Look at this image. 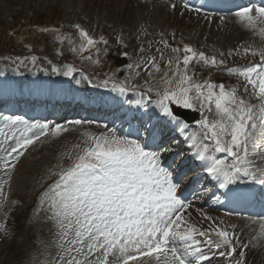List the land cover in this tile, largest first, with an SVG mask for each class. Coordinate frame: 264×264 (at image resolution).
Listing matches in <instances>:
<instances>
[{"label": "snow or ice", "instance_id": "snow-or-ice-1", "mask_svg": "<svg viewBox=\"0 0 264 264\" xmlns=\"http://www.w3.org/2000/svg\"><path fill=\"white\" fill-rule=\"evenodd\" d=\"M171 7L175 9L177 4ZM183 7L201 12L188 2ZM225 17L264 39V0L237 4L220 19L224 21ZM74 27L78 41L61 34L57 37L60 45L66 43L71 53L99 64L98 45H107L108 41L93 38L79 24ZM165 48L179 55L165 60L164 52L157 49L159 59L151 56L127 64L129 76L124 80L107 76L94 86L110 88L121 96L139 90L136 104L144 108L154 105L183 136L214 188L239 197L242 194L237 188L241 184L264 186V46L237 47L218 56L187 44L181 48L165 43ZM57 54L62 52L58 50ZM226 56H251L254 60L229 67ZM25 59L35 67L41 58L32 55ZM20 64L24 65V60ZM196 66L236 76L243 80V87L199 79ZM51 71L74 78L80 70L69 63L62 68L53 66ZM142 73H146L144 84L134 83ZM82 80L93 84L87 75H82ZM179 110L196 112L200 118L190 123ZM66 123L79 126L94 121L75 119ZM69 130L61 123L0 115V173L8 178L0 182V198L11 180L10 173L30 147L42 137L59 136ZM84 135L87 138L81 154L69 167L53 173L58 178L42 193V208L56 227L58 251L52 264H213L218 257L225 258L227 264H245V250L252 251V242H242L235 226L229 230L196 208L200 194L189 198L191 185L182 190L186 173L171 162L165 163L164 154L172 148L161 146L154 131L147 132V140L139 130L133 139L132 133L118 135L115 128L108 129L107 134ZM212 195L215 202L220 201L215 191ZM3 203L0 199V210ZM189 209L201 213L208 226L194 223ZM249 219L253 224L259 221L264 236V214ZM0 231H7L4 224H0Z\"/></svg>", "mask_w": 264, "mask_h": 264}, {"label": "rangeland", "instance_id": "rangeland-1", "mask_svg": "<svg viewBox=\"0 0 264 264\" xmlns=\"http://www.w3.org/2000/svg\"><path fill=\"white\" fill-rule=\"evenodd\" d=\"M151 0H0V41H3L6 34L9 32L20 33L21 36H25L22 39L31 40L30 43L25 44L24 49L31 50H44L51 48L54 51L55 60L58 62L64 57H78V55L68 51V46L60 45L57 37L61 34L69 35L73 39L78 41V31L75 29V25L79 24L82 28L89 32V34L99 40L103 37L108 41L107 45L102 42L99 44L100 52L98 58L99 64L92 61L79 60L80 65L83 66L86 71H94L100 69L106 64V60L112 56L114 58H125V64L116 66L113 70L112 77L120 76V80H124L129 76L127 70V64L146 60L151 56H156L159 59L160 53L157 49L164 52L165 60L171 56L179 55L171 52V49H163L161 44L162 41L169 43L171 47L173 39H177L183 45L187 44L194 48L205 51L209 55H219V52H227L230 49H235L242 46L262 47L264 46V39L254 35L252 32L245 30V34L238 36L236 40H233L232 33L233 27L237 24L232 22H218L219 18L216 19L217 23H207L206 27L200 25L197 16L194 12L184 9L182 1L178 0L177 7L180 10L172 9L171 5L162 6L160 0L157 1L159 7H154ZM234 2V0H233ZM164 8V10H163ZM154 12V15L152 14ZM31 18L40 19V27H46L49 31H39L36 37H41V45L39 40H35V37H31L30 33H25V28L20 27L18 24H29ZM44 18V19H43ZM58 20V23L62 22V25L58 29L57 25L53 23V20ZM131 21L134 22L132 26L129 25ZM214 22V21H213ZM57 23V24H58ZM226 24L225 26L222 24ZM15 24L17 27L15 28ZM212 24V25H211ZM56 25V26H55ZM132 27V29H131ZM241 27V26H240ZM242 28V27H241ZM133 30V31H132ZM134 31H136L134 33ZM140 31L139 35L135 38L134 36ZM123 35V41L118 38V35ZM21 38V37H19ZM22 45H15V49L21 51ZM178 47H181L178 45ZM182 48V47H181ZM2 49V48H1ZM58 50L62 54H57ZM127 53V56L124 55ZM96 57H94L95 59ZM226 63L229 67L246 65L249 61L254 60L251 56L246 58L232 56L225 57ZM115 61V60H114ZM161 66H164V62L161 61ZM4 71L0 74L10 73L14 75L13 69H9V66L4 67ZM213 69L212 67H208ZM4 78L3 83L5 84L6 91L10 89L12 77ZM33 72H29L22 76L26 80L32 78ZM42 79L44 78L41 76ZM146 73L138 78H135L134 83L143 85ZM77 79H81L85 85L86 82L82 80V74L76 73L74 78L67 80L74 85ZM25 80V81H26ZM234 83H228V85L237 86L242 89L243 80L238 79L236 76L229 77V81ZM74 83V84H73ZM13 84V80H12ZM83 86L86 91V87L83 83H80L77 87H71V89H63L75 92L77 88ZM15 88V87H14ZM98 93H105L110 95V91H98ZM142 90V89H141ZM138 91H130L126 95L121 96L120 94L114 93V101L119 98V101L123 103V106L129 107L132 101L137 100L140 96ZM94 97V93L88 91V94ZM155 97V94H152ZM241 95H245L241 91ZM129 97L126 102V98ZM147 98V97H146ZM132 100V101H131ZM154 101V100H153ZM107 103V102H106ZM253 103L255 101L253 100ZM154 105L150 103L148 110L153 108ZM158 111V110H157ZM143 112V110H142ZM149 112V111H148ZM148 112H145L148 114ZM154 122H147L146 127H138L136 131L147 132L149 130L154 131L158 137L159 127L154 129ZM167 123V122H166ZM101 125H105L102 123ZM168 125V124H167ZM65 126L70 130L66 133H62L57 136L55 134H49L47 137H42L38 141L34 148L29 149V152L24 157L22 166L16 167L14 171L10 173L11 180L9 184L4 186L5 193L9 194L8 205L4 206L7 202L3 203L2 210H0V224L6 223V219L9 213L12 214L13 221L17 218V222L14 225H5L6 232L0 231V264H52L53 257L57 254V236L56 227L54 223L48 219V212L45 208H42V197L41 194L47 190V181H54L58 178L53 173H57L61 168H67L76 159L77 155L81 154L83 148V140L87 137L84 135L85 132L91 134L108 133L109 127H99L97 124H85V125H68ZM131 129V127H128ZM117 132V131H116ZM177 141H173L170 146L171 152L165 153V158L168 154L174 155L181 153V146H175ZM80 145V147H76ZM161 146L166 145L164 143ZM71 157V159H69ZM178 170L184 169L180 165L175 166ZM19 168V169H18ZM18 169V170H17ZM14 176V178H13ZM8 179L0 173V182ZM190 180V177L188 178ZM186 182V179H184ZM202 182H198L197 185H193L197 191L199 185ZM213 191H205L199 199L203 202L209 201ZM3 196V197H4ZM0 198V199H3ZM197 209H203L208 215L213 216L217 219V222L221 221L222 214L207 205H197ZM192 214V221L201 222V225L207 221L203 220L201 213L195 209L188 210ZM11 217V218H12ZM10 218V219H11ZM9 219V221H10ZM29 221V222H27ZM28 223L30 227L28 226ZM22 224L26 226L25 230L20 227ZM233 230L235 226V232L244 243L252 242L254 237L256 238L252 242V250L256 248L260 249L264 245V238L261 236V230L253 233L251 227L248 231H243L236 220L230 225ZM11 228V229H10ZM256 229V228H254ZM28 234V236H27ZM247 240V241H245ZM247 250L245 261L248 264H264V252L260 258H249Z\"/></svg>", "mask_w": 264, "mask_h": 264}, {"label": "bare ground", "instance_id": "bare-ground-1", "mask_svg": "<svg viewBox=\"0 0 264 264\" xmlns=\"http://www.w3.org/2000/svg\"><path fill=\"white\" fill-rule=\"evenodd\" d=\"M150 2H153V4H154V7H159L158 5H157V1L156 0H151ZM172 3H176V4H178V0H167V6L169 7L170 5H172ZM188 3H190V0H189V2ZM164 6V4H162V6L161 7H163ZM176 10H180V8L179 7H176L175 8ZM200 9H201V7H200ZM163 10H164V8H163ZM228 12V10L227 11H225V10H216V9H209V11H205V12H203L202 10H201V12L199 13V14H197L196 12H194V15H196L197 16V19H198V21H199V23H200V25L201 26H203V27H206L207 25V23H212L213 25L215 24V23H217V21H215L216 19H218L219 18V21L218 22H222V20L220 19V17L221 16H224L225 15V13H227ZM153 15H154V12L152 13ZM210 14H213V15H210ZM205 17H207V19H205ZM214 21V22H213ZM224 21H226L227 23L228 22H232L231 21V18L230 17H225V20ZM134 24V22L133 21H131V23H129V25L130 26H132ZM222 24V23H221ZM222 25H226V24H222ZM131 29H132V27H131ZM233 33H232V39L233 40H236L237 39V37L238 36H241V35H243V34H245V30L244 29H242L239 25H236L235 27H233ZM133 31V30H132ZM136 31H134V33H135ZM139 33H140V31H138V33L134 36L135 38L139 35ZM26 82V81H25ZM74 84V83H73ZM28 86H29V84H28ZM27 86V87H28ZM77 86H79V84H77V85H75V86H72V87H77ZM67 89V88H66ZM67 90H62V92H63V94L66 92ZM72 92V91H71ZM74 95H76V96H82L83 94H88V91H86L85 90V88L83 87V86H80L79 88H77L76 89V91L75 92H72ZM84 99H86V100H90V98H84ZM0 111H1V108H0ZM263 238H264V236H262ZM264 241V240H263ZM264 252V245H263V247H261L260 249H258V248H256V250H252L251 252H248V255H249V258H260L261 257V254ZM263 260H264V258H263Z\"/></svg>", "mask_w": 264, "mask_h": 264}]
</instances>
